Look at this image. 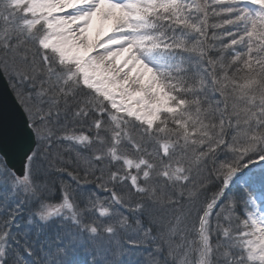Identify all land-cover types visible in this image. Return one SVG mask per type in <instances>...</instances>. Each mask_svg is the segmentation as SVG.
Returning <instances> with one entry per match:
<instances>
[{
	"label": "snow or ice",
	"instance_id": "obj_1",
	"mask_svg": "<svg viewBox=\"0 0 264 264\" xmlns=\"http://www.w3.org/2000/svg\"><path fill=\"white\" fill-rule=\"evenodd\" d=\"M0 264H264V0H0Z\"/></svg>",
	"mask_w": 264,
	"mask_h": 264
}]
</instances>
